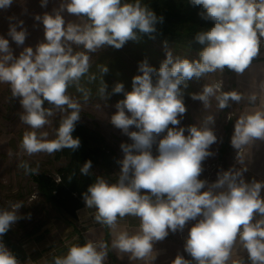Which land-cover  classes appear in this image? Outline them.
I'll use <instances>...</instances> for the list:
<instances>
[{"label":"clouds","instance_id":"obj_1","mask_svg":"<svg viewBox=\"0 0 264 264\" xmlns=\"http://www.w3.org/2000/svg\"><path fill=\"white\" fill-rule=\"evenodd\" d=\"M12 3L13 0H0V10H7ZM188 3L199 7L202 20L211 22L194 37L203 46L199 59L174 57L164 41L165 59L159 68L150 65L147 58L140 61V74L132 77L130 91L117 82L109 92L101 80L102 99L123 94V99L114 105L110 123L131 142L120 144L123 156L116 161V182L97 176L82 193V199L86 207L96 209L95 220L110 228L116 226L118 217L139 218L137 232L122 231L112 241V247L129 253L130 259L150 260L154 264L159 254L155 244L165 240L170 232H183L194 221L183 244V251L191 259L178 251L171 264H245L241 259L232 260L237 242L247 252L249 264H264V180L247 182L243 175L248 171L245 149L264 141V111L243 114L236 120L230 143L240 167L221 169L211 183L200 177L204 162L216 155L211 148L218 142L212 127L214 116H207L201 125L180 126L187 111L183 89L189 80L217 71L223 73L225 67L243 74L260 54L264 42V0ZM47 4L48 0H40L42 8ZM65 11L86 18V22H66ZM34 19L42 23L44 30V40L35 49L24 47L15 56L9 39L0 35V83L10 85L12 97L19 98L23 109L20 120L32 129L48 124L54 110L64 114L54 140H47L46 132L39 136L35 131L24 134L21 148L28 155L52 154L65 148L75 151L81 146L80 138L73 133L82 109L67 89L75 84L84 93L85 102L88 100L89 92L79 86L90 68L87 53L105 46L119 50L128 41L138 40L140 34L155 39L157 25L164 22V17L142 5L141 0H61L59 7L36 14ZM23 25L22 20L9 23L7 36L17 46L24 45L28 35ZM73 45L83 46L86 51L74 52ZM108 71L107 66L101 67L103 75ZM190 95L201 101L205 109L210 107L211 98H215L219 110L243 99L235 90L223 91L221 83L204 84L199 93ZM256 99L255 94L248 97L250 103ZM45 102L50 107H44ZM20 166L28 172L38 171L26 163ZM91 168L92 161L87 160L80 173L88 175ZM22 207L16 202L7 209L0 208V238L24 218L20 214ZM106 247L92 242L73 245L65 256L55 257L53 264H104ZM0 264H19L2 239Z\"/></svg>","mask_w":264,"mask_h":264},{"label":"rangeland","instance_id":"obj_2","mask_svg":"<svg viewBox=\"0 0 264 264\" xmlns=\"http://www.w3.org/2000/svg\"><path fill=\"white\" fill-rule=\"evenodd\" d=\"M74 52H85L83 46L73 45ZM159 49H164V44H158ZM174 57L188 58L190 60L199 59L198 56H185V54H176L171 47H168ZM102 49V48H101ZM98 49L94 53H87L90 56L91 63L97 58ZM192 93H199L202 90L204 84H222L223 91L235 90V85L231 75H227L224 71L221 73L217 71L215 73L206 74L201 79L197 80L193 78ZM72 99L78 101L81 104V120L79 122L85 124L87 127L99 133L105 139V147L116 155V161L122 159V152L120 150V144L122 142L130 143L131 141L127 136L115 128L110 123L111 115L115 112L116 101H109L108 99H93L87 102L81 101L77 96L67 93ZM186 113L181 120L180 126L188 125H201L204 119L213 115L215 119L214 128L215 134L218 137V142L211 146L212 151L216 152V155L209 157L204 162V172L201 175V179L213 180L217 178V172L221 169L228 170L235 166L233 155L234 151L231 146L230 140L233 133V128L236 120L240 116L241 101L239 103L230 102L229 107L223 110H219L217 107V101L215 98H211L210 107L205 109L203 104L199 100H193L191 96L186 99ZM44 107L48 108L50 105L45 102ZM23 109L19 103V98H13L11 93V87L9 84L4 83L0 86V208H9L10 203L20 202L23 207L20 209L22 219L18 220L16 224L8 231L9 239L12 243L16 244L21 249L20 257L22 260L27 259L32 261L43 257L44 262L47 264L49 261L53 264L55 257H63L67 254L68 249L73 245H82L80 243V233H85L92 224H85L81 226L78 223V219L70 225L65 216L55 209L38 190L37 184L33 180L32 172H28L25 168L21 167V164H27L29 168H38V172H48L55 175V171L58 167L65 164V161L56 160L54 153L48 154L46 152H40L33 155H28L22 148L21 142L26 132L35 131L39 136L41 133H47V140H54L56 138V129H58L60 120L63 113L54 110V115L49 117V123L41 129H32L27 124L20 120V115ZM226 125L230 126V132H226ZM132 130H135L134 128ZM230 135V137L228 136ZM229 137V145L226 151L221 153L222 145L225 138ZM155 154V146H154ZM236 167V166H235ZM237 168V167H236ZM95 176H103L111 183L116 182L119 175V165L117 162L112 166V173L108 176L104 175V170L101 167L94 169ZM245 178H251L247 174H243ZM31 214V218H28V214ZM117 221L126 222L129 226H140V220L138 217L125 216L117 219ZM123 231H125L123 229ZM49 233H61V238H57L54 234ZM74 233L77 235L73 239ZM68 235L67 238L64 236ZM188 233H179V240L184 243ZM173 233H169V236ZM64 238V239H63ZM52 242V243H51ZM104 242V241H103ZM40 244H50L49 247L43 250L34 251L30 255H26L23 251L24 246L38 247ZM106 251V249H104ZM119 250L112 248L113 257L107 255L104 264H123L124 261L129 260L118 258ZM120 252V251H119ZM125 254V253H123ZM125 258V257H123ZM187 259H191L187 255ZM138 262V260L132 259V264Z\"/></svg>","mask_w":264,"mask_h":264},{"label":"trees","instance_id":"obj_3","mask_svg":"<svg viewBox=\"0 0 264 264\" xmlns=\"http://www.w3.org/2000/svg\"><path fill=\"white\" fill-rule=\"evenodd\" d=\"M134 2L135 0H122V3ZM141 4L148 6L158 16L164 17V22L157 25L156 38L150 39L147 35L140 34L138 40L128 41L119 50L111 46L102 48L98 52L97 58L90 63L89 72L79 82V86L89 92L87 101L101 98L99 88L102 79L108 85L109 92L117 82H122L125 90L130 91L132 77L140 74L137 70L140 61L147 58L150 65L159 68L161 61L165 59V52L159 49L158 44H163L164 41H167V46L171 47L176 54L198 56L199 58V52L203 46L194 37L198 32L211 26V22L202 20L198 15L199 7L190 6L188 0H141ZM102 66H107L109 69L105 75L101 72ZM224 72L227 75L233 74V71L227 67ZM92 76L95 77L94 80L89 79ZM187 83L188 87L183 89L185 104L186 99L192 93L191 80ZM67 93H71L85 102L84 93L78 91L75 84L69 86ZM120 99H123V94H114L109 101L117 102ZM225 129L229 134L230 126L226 125ZM73 136L80 138L81 146L75 151L65 148L54 152L56 160L63 159L65 161L64 165L56 169L55 175L45 171L32 173L41 195L65 216L70 225H73V222L78 219V210L85 206L82 193L91 183L95 182L94 169L101 167L104 170V175L108 176L112 173V166L116 163V155L105 147V139L85 124L78 122ZM228 136L230 137V135ZM229 137L224 139L222 154L229 145ZM87 160L92 161V168L88 175H82L80 168ZM102 226L105 233L104 244L107 245V255L113 257L109 226L103 224ZM4 236L14 253L20 257V247L10 241L8 232ZM80 243L85 244L83 236L80 237Z\"/></svg>","mask_w":264,"mask_h":264},{"label":"crops","instance_id":"obj_4","mask_svg":"<svg viewBox=\"0 0 264 264\" xmlns=\"http://www.w3.org/2000/svg\"><path fill=\"white\" fill-rule=\"evenodd\" d=\"M61 0H48L47 7L42 8L40 6V0H13L12 5L7 10H0V35L5 36V38L9 39L10 46L13 50V54L15 56H19L20 52L24 47L31 46L35 49V46L44 40V30L43 25L39 21L34 19L36 14L42 15L44 12H51L54 7H59ZM65 21H72L75 23H83L86 22L85 18H77L74 15L67 13L66 11L63 13ZM13 18V19H9ZM18 20H22L24 22V27L27 29L28 35L26 37L25 43L22 46H17L15 42L11 40L10 37L7 36L9 23H17ZM19 30V28H18ZM233 79V83L235 85V89L237 92L242 94L243 99L241 100L240 107V116L243 114H249L254 111H264V50L260 51V54L253 59L249 68L245 70L243 74H237L233 71L231 75ZM4 83H0V86ZM252 94L257 96V99L254 103H250L248 97ZM239 116V117H240ZM233 148V147H232ZM234 163L237 168L240 167L236 162V150H234ZM245 163L248 167V171L245 172L251 178H245V181L251 182L252 179H256L257 181L264 180V141H257L256 143L247 146L245 149ZM208 180L210 183L215 181ZM262 196H264V192H262ZM78 223L81 226L85 224H92V227H89L85 233H80L83 236L85 243L92 242L97 245L103 243L104 244V230L101 223L95 220L96 209L88 208L84 206L82 209L78 210ZM193 222H189V224L185 227L183 232H176L173 235H168V237L160 242L155 244V249L158 251V256L154 264H171V261L175 258L177 252L179 251L181 254L187 257V253L183 251V242L179 240V233H188V228L191 227ZM110 246L112 247V241L115 239L116 235L120 232L127 231L129 234H134L139 230V226H129L126 222L117 221L116 226L114 228H110ZM171 233V232H170ZM54 234L57 238H61V233H49ZM77 235L74 233L72 236L73 239ZM68 235L64 236L67 238ZM63 238V239H64ZM52 243V242H51ZM50 243V244H51ZM50 244H40L38 247H27L24 246V252L26 255L32 254L34 251L43 250L46 247H49ZM118 258L129 259L124 261L123 264H132V259H130V254L122 252H117ZM125 257V258H123ZM43 257L33 259L32 261L27 259H23L24 264H46L44 261L49 258L43 260ZM241 259L245 262V264H249L247 259V252L243 250L242 246L237 242V244L233 248L232 252V260ZM47 262V264H52ZM134 264H153L150 260H138V262ZM231 264V261H229Z\"/></svg>","mask_w":264,"mask_h":264},{"label":"built area","instance_id":"obj_5","mask_svg":"<svg viewBox=\"0 0 264 264\" xmlns=\"http://www.w3.org/2000/svg\"><path fill=\"white\" fill-rule=\"evenodd\" d=\"M263 50H264V42H262V44H261V49H260V51H263ZM0 239H2V242L5 244V246H6L10 251H12V253L17 257L19 264H24L23 260H22L20 257H18V256L14 253L13 248H12V247L10 246V244L7 242L5 236H3V237L0 238Z\"/></svg>","mask_w":264,"mask_h":264}]
</instances>
